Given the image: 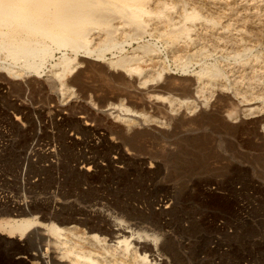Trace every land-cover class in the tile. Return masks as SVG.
I'll use <instances>...</instances> for the list:
<instances>
[{"label":"bare ground","instance_id":"obj_1","mask_svg":"<svg viewBox=\"0 0 264 264\" xmlns=\"http://www.w3.org/2000/svg\"><path fill=\"white\" fill-rule=\"evenodd\" d=\"M176 8L177 3L173 0H0V76L9 74L20 80L12 85L23 92L29 80L27 77L40 75L51 63L53 69L46 83L47 89L90 101L96 111L112 117L109 129L105 128L94 137L92 133L87 145L72 158L75 166L85 173L93 169H125L128 153L120 142L110 140L109 134L136 144L137 140L127 131L147 125L144 111L169 115V111H175L178 105L181 108L186 105L188 109L195 107L196 111L199 107L193 98L196 78L200 82L198 93L210 85L215 88L211 92L213 96L221 97L231 87L233 94L228 98L232 99V112H227L229 117L238 123L236 125L260 127L264 122V51L254 50L256 45L249 44L257 39L249 37L252 34L242 28L241 36H233L231 32L239 28L237 21H223L222 16H201L195 9L185 11L183 16H173L172 11ZM198 24L211 27V33L220 30L217 40H223V44L217 40L212 42V48L198 44L201 35L193 36ZM146 37L150 38L146 40ZM134 44L137 46L128 52L127 46ZM215 50L222 52L221 57L208 62L211 51ZM57 53L61 54L60 62L52 63ZM109 53L114 56L109 59L111 67L100 62ZM163 54L166 59L171 56L177 69L184 71L199 64L196 77L181 76L180 79L175 76L169 71V63L162 60ZM231 59L241 64L245 71L226 84L223 79L227 76L224 68L227 64L223 62ZM78 60L99 61L103 73L120 80L121 87L118 90L112 87L110 90L97 89L95 86L98 85L83 80V69L67 77L74 72ZM247 65H250V71L245 73ZM97 77L98 81L94 82H99V75ZM177 79L188 85L183 87L186 89L182 92L184 99L165 96L167 91L182 87L175 85ZM27 83L34 84L32 88H45L37 79ZM113 88L117 87L113 85ZM49 98L53 100L51 96ZM8 102L7 106L11 105L18 112L31 114L32 108L25 103L10 99ZM70 105L63 109L41 106L39 113L73 119L76 125L91 132L90 116H96L97 112H91L89 108L79 111L73 118L70 117ZM171 124L176 125L173 121ZM2 130L0 128V133ZM261 138L264 139V135ZM102 147L107 151L100 159L95 153ZM55 150L48 147L44 153L54 156ZM24 160L29 163L32 157L26 155ZM31 179L19 178L15 182L19 183L22 192L43 186L40 193L44 196L33 200L10 198L1 211L6 218L1 219L0 227L8 233L7 238L0 241L4 242L7 251L13 247L18 249L17 264H176L179 260L178 220L173 216L175 201L166 194L147 200V206L143 205L138 199L140 195L136 194L140 189L135 184L145 187L144 179L142 182V179L137 182L132 178ZM128 187L134 188L130 189L133 194L124 193ZM17 234L18 239L13 240Z\"/></svg>","mask_w":264,"mask_h":264},{"label":"rangeland","instance_id":"obj_2","mask_svg":"<svg viewBox=\"0 0 264 264\" xmlns=\"http://www.w3.org/2000/svg\"><path fill=\"white\" fill-rule=\"evenodd\" d=\"M173 1L177 3V8L172 11L173 16H183L185 11L195 9L201 13V16H222L223 21H237L239 28L233 30L232 35L241 36L239 34L242 28L252 34L249 37L257 39L249 43L256 45L254 50L264 51V0ZM196 28L193 36L201 35L198 44L212 48L211 44L217 40L220 30H214L211 33V27H202L201 24H198ZM149 38L146 37V40ZM216 42L223 44V40ZM136 46L137 44L127 46L128 52H132ZM221 54L220 50L211 51V56L207 58V61L213 62L221 57ZM60 55L57 53L55 60L51 62L59 63ZM112 57L114 56L109 53L106 58L100 59V62L111 67L109 59ZM162 60H165L167 65L169 63V71L180 79L181 76L196 77L199 69V64L196 63L188 71L177 69L171 56L166 59V54L162 55ZM78 61L74 72L68 74L67 77L83 69L87 74L82 75L83 80L94 86L98 85L95 86L97 89L108 88L110 90L112 87L111 89L118 90L121 87L120 80L107 77L103 73L99 61ZM223 63L227 64L224 66L227 69V76L223 79L226 84H230L234 78L239 77L245 71L241 64L232 59ZM249 67L250 65L246 66L245 73L250 71ZM51 69L53 67L49 63L40 75L34 74V76L27 77V80L29 79L27 82L37 79L43 82L45 88H32L34 84L26 82L23 92L12 85L13 82L20 80H16L9 74L6 77L0 76V128L3 129L0 133V221L6 218L1 211L5 209L4 203H7L8 199L33 200L44 196V193H40L43 192V188L41 189L43 186L26 192L20 191L19 183H16L19 178H32L31 180L35 178H132L137 182L141 179L142 182L144 179L145 187L141 188L138 187L139 183L135 184V187L140 189L139 194H136L140 195L138 199L143 205L147 206V200L166 194H169V197L175 201L173 212L175 215L173 216L178 220L176 236L179 243V260L176 264H264V139L261 138V135H264V122L260 124V127L253 124L236 125L238 123L229 117V113L232 112V99L228 98L229 94H233L231 87L221 97L213 96L211 92L215 88L210 85L198 93L200 82L196 78L193 86V98L199 105L196 111L195 107L188 109L186 105L182 108L179 105L176 106V110H170L169 115L164 113L154 115L152 110L144 111L143 113L147 114L148 118L147 125L144 127L138 125L135 126V131H127L137 140L136 144L132 145L115 134H109V139L120 142L128 153L125 169L123 171L111 168L93 169L90 173H85L79 166H75L73 159L87 145L92 133L94 137L98 136L101 131L103 132L105 128L109 129V120L112 117L96 111L90 101L77 98L75 95L66 97L60 92L47 89L46 83L52 74ZM97 75H99V82L105 78L107 80L105 79L101 84L94 82L98 81ZM180 79L176 80L175 85L182 87L179 86L178 90L167 91L165 96L186 98L182 96V92L188 85L183 79L180 82ZM110 83L117 88H113ZM49 95L53 100L49 98ZM222 98L225 101H222ZM8 99L16 103H25L32 108L31 114H23L11 105L7 106L9 105ZM168 103L166 100L165 104L168 105ZM69 104H72L70 105L72 114L70 117L73 118H76L79 111L85 109L90 108L91 112H97L96 116H90L93 123L91 132L76 125L73 119L66 120L62 118V115L52 116L46 112L39 113L42 107L63 109ZM182 118L186 120V124ZM172 121L173 125L176 124L175 126H172ZM77 126L79 128H76ZM48 147H54L57 150L54 156L51 154L47 156L44 153ZM100 149L102 152L99 150L94 153L103 159L107 148ZM26 155L32 157L31 162L27 163L24 160ZM130 189L134 188L128 187L124 193L133 194ZM7 233L8 230L0 227V240L7 238ZM12 239L17 240L18 234ZM17 252L18 249L15 247L7 251L4 242L0 241V264H17L19 256Z\"/></svg>","mask_w":264,"mask_h":264}]
</instances>
